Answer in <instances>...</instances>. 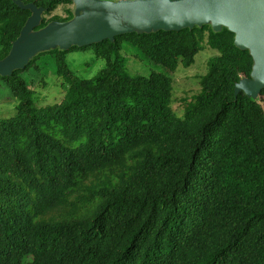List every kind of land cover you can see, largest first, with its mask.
Segmentation results:
<instances>
[{"label":"trees","instance_id":"1","mask_svg":"<svg viewBox=\"0 0 264 264\" xmlns=\"http://www.w3.org/2000/svg\"><path fill=\"white\" fill-rule=\"evenodd\" d=\"M72 0H0V62L33 13L46 19ZM227 27L115 36L41 51L0 76L15 103L0 117V264H264V89L237 87L255 67ZM127 44L175 74L215 52L199 92L172 108L165 73L131 75ZM104 62L90 79L69 52ZM51 58L65 95L38 106L23 74Z\"/></svg>","mask_w":264,"mask_h":264},{"label":"water","instance_id":"2","mask_svg":"<svg viewBox=\"0 0 264 264\" xmlns=\"http://www.w3.org/2000/svg\"><path fill=\"white\" fill-rule=\"evenodd\" d=\"M81 14L66 23L51 22L35 31L42 11L28 5L33 15L0 62V76L22 69L37 53L73 46H90L115 36L152 30L178 31L205 22L215 30L227 27L236 45L250 50L255 59L251 80L239 85L248 95L264 89V0H134L118 3L72 0Z\"/></svg>","mask_w":264,"mask_h":264},{"label":"rangeland","instance_id":"3","mask_svg":"<svg viewBox=\"0 0 264 264\" xmlns=\"http://www.w3.org/2000/svg\"><path fill=\"white\" fill-rule=\"evenodd\" d=\"M101 2L118 3L121 1L134 0H99ZM70 10L74 16L80 15L81 11L77 8L74 1L69 6H61L50 15H44L46 19L52 17L66 18V11ZM43 14H41V18ZM64 50L61 45L56 47ZM123 55L127 57V68L131 75H149L151 72L165 73L173 81V94L171 108L173 112L182 117L184 107L182 100L190 101L199 90L200 76L206 73L208 60L215 55V52L206 50L199 53L195 58V63L191 68L184 69L179 67L175 74L166 72L161 66L152 64L137 50L127 44L124 46ZM67 64L71 70L79 77L90 79L98 70L102 69L104 62L96 58L92 51L69 52L66 56ZM55 63L51 58H43L38 62V70H29L23 74L32 90L38 96V106L46 107L60 103L65 95L60 87V79L55 76ZM15 103L12 95L4 85L0 87V117H9L14 113Z\"/></svg>","mask_w":264,"mask_h":264}]
</instances>
